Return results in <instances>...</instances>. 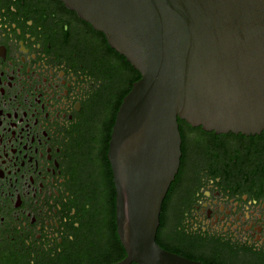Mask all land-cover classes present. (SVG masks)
Here are the masks:
<instances>
[{
    "label": "flooded vegetation",
    "instance_id": "1",
    "mask_svg": "<svg viewBox=\"0 0 264 264\" xmlns=\"http://www.w3.org/2000/svg\"><path fill=\"white\" fill-rule=\"evenodd\" d=\"M140 77L61 0H0V264L126 258L108 155ZM178 123L158 244L206 264H264V131Z\"/></svg>",
    "mask_w": 264,
    "mask_h": 264
},
{
    "label": "water",
    "instance_id": "2",
    "mask_svg": "<svg viewBox=\"0 0 264 264\" xmlns=\"http://www.w3.org/2000/svg\"><path fill=\"white\" fill-rule=\"evenodd\" d=\"M141 78L118 111L109 147L114 264H206L156 241L179 171V119L219 134L264 131V0H61Z\"/></svg>",
    "mask_w": 264,
    "mask_h": 264
},
{
    "label": "trees",
    "instance_id": "3",
    "mask_svg": "<svg viewBox=\"0 0 264 264\" xmlns=\"http://www.w3.org/2000/svg\"><path fill=\"white\" fill-rule=\"evenodd\" d=\"M141 76V75H140ZM141 78V77H140ZM179 120H181V119H179ZM157 241V240H156ZM158 243V242H157ZM122 246V245H121ZM122 248H123V246H122ZM124 249V248H123ZM125 250V249H124ZM179 254V253H178ZM184 257H186V258H188V259H191V260H200L201 261V259L200 258H196V257H194V256H191V255H184ZM202 262H204L203 260H202ZM133 264H135V263H133Z\"/></svg>",
    "mask_w": 264,
    "mask_h": 264
}]
</instances>
